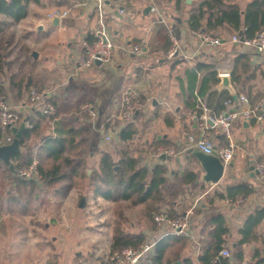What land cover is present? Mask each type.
Segmentation results:
<instances>
[{"label": "crops", "instance_id": "crops-1", "mask_svg": "<svg viewBox=\"0 0 264 264\" xmlns=\"http://www.w3.org/2000/svg\"><path fill=\"white\" fill-rule=\"evenodd\" d=\"M203 1L205 0L106 1L102 8L105 14V28L114 44L113 58L110 64L95 62L88 67L81 63V56L85 45L91 43L101 29L97 0H41V4L31 3L30 7H43L47 11L35 24L33 34L27 35L28 38L24 39L27 40V46L35 50L36 58H38L42 52L38 47L44 43L41 49L47 50L48 54L60 60L58 67H64L63 74L56 76L58 79L55 80V87L58 88L49 87L53 81L47 82L45 77L35 79L32 74L31 77L41 84L44 91L50 92L51 98L58 100V105L62 109L61 116H67L70 123L79 128L90 129L87 136L78 140L84 144H94L96 147H101L99 144H108L105 139L106 135L113 137L112 140H115L119 149L124 146L123 141L119 140L117 135L119 130L128 124L120 118V99L126 89L137 88L146 106L129 122H133L138 128L136 138L131 142L135 155L139 156L142 163L151 169L157 164L164 163L168 169V177L178 178L179 175H185L186 182L189 173L192 172L196 179L187 184H192V186L201 184L199 186L201 190L203 189L202 193L200 191L199 195L191 199L192 202L189 205H184L180 196L171 202V207L183 217L188 211L192 214L188 232L185 235H178L185 237L186 244L181 247L175 261H182L187 257L197 260L202 252L200 241L202 229L214 214H222L229 230L226 235L227 243L224 246H231L234 255L232 259L227 258V262L229 261L227 264L232 262L255 264L260 257H264V220L258 226L256 239L244 245H240L238 240L240 230L247 218L264 208V181L260 180L255 169H252L255 161L264 163V120L235 122L232 138L235 144V155L232 161L225 166L221 180L217 183H207L202 179L204 170L199 162L192 156L189 159L186 158L187 149L190 147L188 146L190 137L200 134L195 116L199 109L198 98L202 99L197 97L194 110L190 107L187 100L189 94L187 71L194 69L200 62L215 63L220 78L215 85L218 91L227 90L230 94L236 93L237 96L238 91H242L252 95L250 99L256 102L264 97V60L250 54L248 58L251 62V69L243 72L240 66L242 81L237 86L234 85L231 73L235 66V59L240 52L249 53L240 44L232 42L233 35L237 33L227 24L217 25L209 31L203 28V31H208L223 39L220 46L204 43L193 34L194 30L189 26L190 17L199 10ZM253 1L222 0L220 5L223 6V3L224 6L237 4L244 12ZM57 10L66 11L67 14L58 16L59 22L53 24V18L57 15L51 16V14ZM20 22H12L3 33L9 32ZM203 25H206V20L203 21ZM28 29L31 31V28ZM140 42L144 44V51L141 55H136L132 52V47ZM9 44V40L5 39V45ZM174 46L178 47V53L170 58L168 52ZM225 74L229 75L233 90L219 87L221 75ZM198 76L201 78L203 73L199 72ZM63 83L66 86L64 85V89L59 92V86L61 87ZM90 100H95L98 109V117L95 119H92L82 109V106L81 111L86 114H79L81 111L78 107ZM22 101L16 102L13 98L15 104ZM21 111L28 117L31 114V109L23 105H21ZM108 121H111V124L117 123L114 129L107 128ZM52 122L53 120L51 124L47 123L45 134H50L54 130ZM115 129L117 133L114 132ZM100 133H102L101 138ZM209 133L213 137L215 147L224 148L228 145V139L217 130ZM165 144H170V146L166 147ZM156 147H173L178 151V156L167 157L165 160L161 157L157 158L154 155ZM104 150L105 148H102L100 153ZM80 151L81 149L77 150V153ZM111 153L114 158H119L118 149L115 153L112 151ZM90 171L92 170H87L88 175ZM241 183L252 186L254 191L245 197L246 201L243 205L231 206L227 203L229 198H233L229 195V189ZM57 185L61 187L62 182L60 181ZM64 185L66 184H63L62 188L67 187L63 190L64 195L59 194L56 188L48 186L46 190L41 191L43 193L36 201H30L31 207L38 211L54 210V199L67 197L73 188L71 184ZM214 186L219 188L216 189ZM169 188L170 185L167 184L165 191ZM105 201L113 203L111 200L105 199ZM168 206V203L163 205L162 211L167 212ZM29 216L33 215L31 213L13 214L11 219L25 220ZM147 220L151 223L149 228L140 229L136 232L137 234H143L146 238L172 234L169 227L160 228L156 224L158 228H153L154 223L149 217ZM38 223L43 224L44 231L43 236L36 237V239L39 241L42 238L43 241L37 242L35 248L25 249L23 246H18L0 249V264H82V254L79 250L73 251L71 246H69L72 251L70 255L74 254L75 261H68L67 242L64 247H55L57 237H50L48 230L53 228L50 222ZM128 232L134 234V232ZM17 235L19 239L22 238L18 233ZM76 237L79 239V236ZM239 250L243 251L242 260H238ZM255 255L260 257H254ZM97 260L100 261L98 264H106L101 262L99 257Z\"/></svg>", "mask_w": 264, "mask_h": 264}, {"label": "trees", "instance_id": "trees-1", "mask_svg": "<svg viewBox=\"0 0 264 264\" xmlns=\"http://www.w3.org/2000/svg\"><path fill=\"white\" fill-rule=\"evenodd\" d=\"M31 3L41 4V0H0V34L3 33L13 22H20L29 14ZM222 0H205L201 3L199 10L190 17L189 26L192 30H211L217 25L227 24L235 33L243 32L247 37H254L255 34L264 29V0H254L246 10L242 12L237 4L228 6L220 5ZM206 20V25L203 21ZM96 38V37H95ZM95 38L91 41L93 42ZM0 38V95L7 92L3 83L7 76H10L9 91L12 93L16 102L26 98L31 87L38 91H44L40 83L34 81L31 75L26 72H11L7 70V60L4 47ZM250 54L240 52L235 59V66L231 73V79L234 85L242 81V73L251 69L249 60ZM202 72L203 76L199 78L198 73ZM188 91L187 96L190 107L194 110L197 97H201L206 106L213 112L219 113L228 110L225 102L227 100L235 101L234 97L227 91H218L215 85L220 81L217 66L215 63H197L195 68L187 71ZM245 94L238 91V95ZM249 98L252 95L246 94ZM0 96V97H1ZM252 100V99H251ZM56 107L55 115H47L39 110H31L28 117L29 126L26 127L21 141L22 151L13 154L12 161L15 167L29 166L35 159L39 161V170L41 173V182L48 186L56 188L59 194H64L57 183L65 180L68 173L63 171L65 167L72 168V172L79 174L84 162H76L73 152L81 149L84 142L83 138L90 133L88 128H79L77 125L70 123L67 116H61L62 111L58 100L54 97L50 99ZM81 106L78 107L81 111ZM201 109H198V114ZM85 115L84 112H79ZM54 123V130L50 134H45L47 123ZM117 124V123H116ZM116 124L108 121L107 128L114 129ZM8 133V131H6ZM5 131L0 127V140L5 136ZM138 133L137 126L131 122L122 127L118 132V139L123 141L124 146L118 149L119 158L116 160L110 150H104L101 153L98 169L91 173V185L95 196L104 199L117 201H131L133 204L147 205V213L150 220L154 223L153 228H158L155 221V214L160 213V209L165 204H169L166 216L171 219H181L182 214L177 213L171 206L172 203L166 200L165 193L168 183V169L164 163L155 165L152 169L142 163V159L135 155L134 149L131 148V142L136 138ZM37 143V144H36ZM36 144V154L31 147ZM168 147L170 144H165ZM158 147V146H157ZM156 147V148H157ZM50 164L46 168L45 164ZM83 171V170H81ZM86 175H88L86 173ZM12 176L10 168L0 159V209L11 211V214L21 213L27 215L31 213L30 201H36L40 196L39 181L35 179L16 178L14 183L19 195L9 198L11 193L7 189L6 181ZM195 175L190 172L186 183L194 181ZM254 191L248 184H238L229 189L230 197L243 196L247 197ZM40 192V191H39ZM175 194V193H174ZM222 196V195H220ZM171 207V208H170ZM264 220V208L252 213L246 220L240 230L238 243L244 245L257 237V229ZM229 230L225 224L222 214H214L209 222L202 229V252L197 260L187 257L182 260L183 264H215V259L219 255L222 247L227 243L226 235ZM146 241L143 234L130 233L123 229L115 231L112 240V251L121 250L125 247H137ZM186 244L185 237L176 234H169L162 237L156 244L154 254L150 255L141 264H174L175 258L179 255L180 249ZM238 260H242L243 251L237 252ZM170 259L167 260L166 258ZM254 257H260L255 255ZM228 259L222 258L221 264H227ZM264 263V257H260L255 264Z\"/></svg>", "mask_w": 264, "mask_h": 264}, {"label": "rangeland", "instance_id": "rangeland-1", "mask_svg": "<svg viewBox=\"0 0 264 264\" xmlns=\"http://www.w3.org/2000/svg\"><path fill=\"white\" fill-rule=\"evenodd\" d=\"M46 11V8L31 6L30 15L19 24H16L9 32L1 33L0 38H2V45L6 54H8L6 57V67L9 74L11 72L21 71L24 73L26 72L28 75L32 74L35 79L45 77L47 82L53 81L49 87L54 89L58 88L55 87V80L58 79H56V76L58 77L63 74L64 67L57 66L60 60L54 55L48 54L47 50L41 49L44 43L41 44L40 47L37 46L42 52L38 58H36L35 50H31L26 44L27 40H24L28 38L27 35L33 34L36 26L35 24L39 22L40 17L46 14ZM28 28H31L32 32L29 31ZM5 39L10 42L8 46L5 45ZM9 80L10 76H7L5 81H3L7 92L2 95H5L13 101V95L8 89ZM64 85L66 86L65 83L61 84V87L59 86V92L64 89ZM83 96L87 97L86 95ZM90 101L95 102V100ZM101 135L102 133L99 134L100 138ZM36 144L31 146L34 150V154H36ZM99 145L101 147H96V145L91 143H85L84 146L81 147L80 153H77V151L73 152V156L76 160L75 163L82 160L84 165L82 169H80L78 175L72 172V168L65 167L63 169L64 172L66 171L68 173V177L64 181L61 180L62 186L63 184H71L73 188L67 197L62 196L58 197L59 199H54V210L38 211L30 206L32 217L29 216L25 220H15L11 219L13 214H11L9 209H0V249L6 247L16 248L18 246H23L25 249L37 247V242H42L43 240L41 238L37 241L36 237L43 236L42 232L44 231L43 224L38 222H50L53 228L48 230V232L50 237H57L55 247H64L66 246V242L68 244L66 254L69 257V262L75 261L74 254L70 255L72 251L69 246H71L73 251L79 250L80 254H82V264H98L100 261L97 260V257H99L101 262L108 264L112 253L113 236L117 229L121 228L136 233L145 227L149 228V225H151L150 221L147 220L149 217L147 205L149 204H133L131 201L121 200L112 203L105 201L102 197L95 196L90 175L99 167L101 158L100 150L105 148V150H111L115 153L116 150L119 149L115 140H111L107 145ZM117 158L118 157H115L116 160ZM45 167H50V164H45ZM87 170H92L89 175H86ZM16 178L21 177L12 173L10 179L6 181L7 189L11 190L9 195L11 199L19 195L14 183ZM184 179L185 175H179L178 178L173 176L168 177L167 184L170 185V191H165L167 194L166 200L168 202H172L180 196L183 204L189 205L192 202V198L199 195L200 191L201 193L203 192V189L201 190V186H199L201 184L192 186V184H187ZM42 183L44 185L39 184V195H42L43 192L41 191L46 190L48 187L47 184L44 182ZM62 186L59 187L60 190L67 188H62ZM214 188L217 189L219 187L214 186ZM174 193H176V197ZM62 195L64 194L62 193ZM82 198H85L83 207L80 206ZM159 211L162 212V209ZM18 214L21 215V213ZM18 214L15 213V215ZM17 233L22 237L21 239H19ZM4 235L7 236V239H5ZM76 236H79V239H77ZM150 239L153 238H146V240ZM74 241H79V243H74Z\"/></svg>", "mask_w": 264, "mask_h": 264}, {"label": "built area", "instance_id": "built-area-1", "mask_svg": "<svg viewBox=\"0 0 264 264\" xmlns=\"http://www.w3.org/2000/svg\"><path fill=\"white\" fill-rule=\"evenodd\" d=\"M106 1L111 0H97L101 29L97 32L96 38L93 42L87 43L84 48L83 55L81 56V63L84 66H91L98 60L103 64H110L113 58L114 44L110 39L108 32L105 28L103 12V4ZM66 11L57 10L51 16H63L66 15ZM193 34L197 36L202 42L210 44L212 46H220L223 43V39L214 36L212 33L203 30H194ZM173 35V34H171ZM232 42L240 44L244 50H246L252 56L261 58L264 60V29L258 31L254 37H247L237 33L233 35ZM144 51L143 43H135L132 47V52L136 55H141ZM178 47L174 46L169 50L168 57L177 55ZM51 94L47 91H38L36 88L31 87L24 101L19 104L13 103L12 100L5 95L0 97V127L8 133L5 134L0 145L9 144L14 140L15 134L13 128H18L23 122L26 126H29L27 114H23L21 111V105L28 107L31 110H39L47 115H55L56 107L53 102L50 101ZM228 106V110L216 113L210 110L204 101L198 98V108L201 109V113L195 116L197 121L199 135L191 136L188 142V146L198 148L205 153H212L215 144L213 137L210 135V131L217 130L228 139V145L226 147L217 148L219 157L224 162L225 166L232 161L235 155V144L232 141L233 138V126L236 121H262L264 120V97L258 99L256 102L252 100L246 94L238 95L237 100L232 102L227 100L225 102ZM146 104L140 94V91L135 87L126 89L120 99V118L123 122L129 123L132 121L141 111L144 110ZM82 109L89 114L92 119L98 117V109L95 102L89 101L82 105ZM115 133L118 131L115 129ZM106 142H110L113 137L111 135L105 136ZM155 157L160 158L165 155L167 157H177L178 151L173 148L159 147L154 153ZM254 169L260 180L264 181V163L261 161H255ZM14 174L24 179H35L41 182V173L39 170V161L35 159L29 166L22 167L18 165L15 167ZM44 185V184H43ZM245 197L237 196L235 198H229L227 203L234 207H239L245 203ZM191 212H186L185 216L181 219L171 220L165 212H160L155 216V221L160 228L169 227L170 233L176 235H185L188 231L190 224ZM155 237L150 240H146L137 247L129 246L121 250L112 251L108 264H141L150 255L154 254L157 242L163 237ZM234 257L231 246H224L219 252V255L215 259V264H221L222 258ZM234 260V259H233ZM232 260V261H233ZM230 264H237L232 262Z\"/></svg>", "mask_w": 264, "mask_h": 264}, {"label": "water", "instance_id": "water-1", "mask_svg": "<svg viewBox=\"0 0 264 264\" xmlns=\"http://www.w3.org/2000/svg\"><path fill=\"white\" fill-rule=\"evenodd\" d=\"M59 22V17L56 16L53 18V24H57ZM242 35L243 32L240 31ZM37 55V54H35ZM100 62V61H97ZM221 88H232L229 75H221V83L219 85ZM235 100H237L238 96L236 93L231 94ZM26 123L23 122L18 128H13V132L15 134L14 140L9 144L0 145V159L3 161L5 165H7L10 170L14 173L15 172V164L12 161L13 154L22 151L21 141L24 135V131L26 129ZM192 156L195 158L196 161L199 162L202 169L204 170V174L202 175V179L207 183H217L221 180L225 170V164L222 159L219 157L217 147H214L212 153H205L198 148L189 147L187 149L186 158H190ZM162 159H166L167 156H161ZM179 163H181L178 160ZM254 166H252V169ZM85 198H82L80 206H84ZM174 264H183L182 261L177 260Z\"/></svg>", "mask_w": 264, "mask_h": 264}]
</instances>
